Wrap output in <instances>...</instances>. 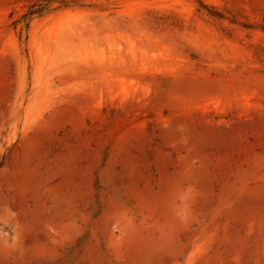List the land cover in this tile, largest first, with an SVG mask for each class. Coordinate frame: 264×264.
<instances>
[{"label": "rangeland", "instance_id": "obj_1", "mask_svg": "<svg viewBox=\"0 0 264 264\" xmlns=\"http://www.w3.org/2000/svg\"><path fill=\"white\" fill-rule=\"evenodd\" d=\"M0 264H264V0H0Z\"/></svg>", "mask_w": 264, "mask_h": 264}]
</instances>
